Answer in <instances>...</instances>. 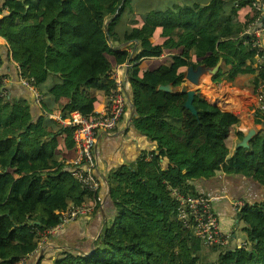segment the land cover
Segmentation results:
<instances>
[{
	"label": "trees",
	"instance_id": "1",
	"mask_svg": "<svg viewBox=\"0 0 264 264\" xmlns=\"http://www.w3.org/2000/svg\"><path fill=\"white\" fill-rule=\"evenodd\" d=\"M251 2L211 0L202 6L183 4L149 13L122 41L114 29L130 0L4 3L0 37L9 46L20 78L35 90L43 114L53 111L55 100L67 98L70 107L62 117L71 112L90 116L97 93L109 94L114 87L112 65L129 62L127 80L136 114L133 125L155 141L158 150L157 156H144L132 169L109 177L115 216L94 250L84 256L67 255L55 264H264V202L245 204L238 210V221L246 225V246L214 250L216 246H204L179 219L177 199V194L198 196L189 181L216 172L242 175L264 186V131L247 148H236L228 157L208 141L190 153L168 137L183 123L185 110L175 103L182 95L157 90L167 84L180 87L189 65L213 67L219 59L213 82L223 77L231 81L235 73H257L254 52L245 43L250 38H241L256 12L240 22L235 19L238 7L230 13L226 10L228 4L243 7ZM127 40H132L131 50L139 49V57L133 58L129 48L114 45ZM164 51L174 53L168 65L141 69L142 58L159 57ZM260 81L261 73H257L253 86ZM5 92L0 79V264H18L37 249L43 234L60 225L62 211L81 205L89 195L70 172L63 171V162L54 159L56 134L43 126L44 117L33 123L27 101ZM170 97L175 100L169 103ZM201 100L195 93V122L210 136V130L226 134L232 116L211 107L200 109ZM253 116L260 125L264 110L256 109ZM64 128L67 140L73 129ZM157 157H166L171 168L163 170Z\"/></svg>",
	"mask_w": 264,
	"mask_h": 264
},
{
	"label": "crops",
	"instance_id": "2",
	"mask_svg": "<svg viewBox=\"0 0 264 264\" xmlns=\"http://www.w3.org/2000/svg\"><path fill=\"white\" fill-rule=\"evenodd\" d=\"M6 1L0 0V18L6 15V8L3 7ZM210 1L147 0L150 6L145 8L140 6L139 0H130V6L115 26L114 31L117 37L120 38V41H122L127 39L133 31L145 22L149 13L173 10L175 7L182 6L183 4H198L202 6ZM252 2L250 5L243 7L237 6L236 3L233 5L228 4L226 10L230 13L232 7H235L234 9L238 7L239 10L236 12L235 19L243 22L246 15L252 17L256 12L252 6ZM131 44H133L132 40H127L122 45L114 42V45L121 49L129 48L128 50L131 51L134 58L138 53V49L131 50ZM261 45L264 53V34L261 36ZM0 48V79L3 88L10 98L27 101L30 106L33 123L38 122L44 117L43 126L51 128L52 132L56 134L57 143L54 149V159L63 162V171L65 173L70 172V164L76 157V151L72 135L66 140L67 132L64 128V123H67L74 113L71 112L68 116L62 117V113H67L69 110V100L67 98L55 100L52 106L53 111L49 114H43L41 106L37 102L38 98L35 90L27 86L25 81L20 78L19 67L12 58V53L9 50L7 42L1 37ZM172 55L174 53L164 51L159 57L142 58L140 63L141 69L143 71L155 70L160 66L168 65L172 61ZM185 70H183V73H185ZM257 73L245 75L235 73L231 81L223 77L219 82H213L211 80L213 75L211 74L201 77L200 82L202 83L199 88L195 89V93L198 92L202 98L198 107L206 110L207 107H211L221 112L229 113L232 117L226 134L220 133L218 130H210L212 132V136H210L204 131L195 122L194 116L183 108L186 96L179 93L180 87L174 88V93L169 95L179 94L182 96L176 100L174 97H170L169 103L175 100V103L179 106L181 105L185 111H182L183 123L181 127L171 130L168 135L169 139L187 147L190 153L208 141L211 146L214 145L215 148L219 147L225 150L228 157L236 150L237 144L244 137L250 135L249 142L253 138H256L260 131H264V128L259 129L258 125L255 124L253 116L254 111L259 109L257 91L252 84ZM127 74L128 68L125 67V64L121 66L112 65L110 79H114L113 77L116 76L123 82L126 108L115 130L106 134H98L96 137L95 177L100 186L99 196L103 200L102 205L88 215L80 216L43 234L42 238L38 241L37 249L18 264H55L67 255L84 256L90 254L94 250L97 239L113 222L115 216V207L110 196L109 177L124 168L132 169L137 161L144 156L150 159L152 154L158 155L155 141L139 133L133 125V118L136 117V114L131 103L132 90L127 80ZM184 83L187 82H185L183 77L182 84ZM204 87L206 90L211 88L212 91H215V105L204 97ZM108 104L109 94H105L104 91L100 90L97 93V102L94 105L93 113H104L107 110ZM218 136L220 137L219 141L217 139ZM157 159L163 170L171 168V164L166 157H157ZM189 183L199 195L203 194L210 199L211 209L217 219L219 230L222 234L229 235L227 245H217L214 250L218 249V247L229 250L246 246L248 237L245 229L246 225L237 219L238 210L241 205L238 207L235 203L254 205L264 202V186H260L254 180L242 175L226 174L224 172H216L211 177L194 179L189 181ZM87 202H89L88 196L85 197L84 203Z\"/></svg>",
	"mask_w": 264,
	"mask_h": 264
},
{
	"label": "built area",
	"instance_id": "3",
	"mask_svg": "<svg viewBox=\"0 0 264 264\" xmlns=\"http://www.w3.org/2000/svg\"><path fill=\"white\" fill-rule=\"evenodd\" d=\"M252 6L257 14L253 22L241 34V38H250V42L245 41V43H249L254 52V65L258 73H261V81L256 87V91L258 108L264 110V53L261 45V36L264 34V0H253ZM129 66V63H125L126 68ZM113 78L111 80L114 87L109 92V104L104 113L81 116L77 112H73L74 114L71 115L67 123H64L65 127L73 129L72 139L76 151V157L70 164V173L80 187L88 192L91 204L90 202L82 203L62 211L60 225L92 213L103 203L99 196L100 186L95 177L96 137L98 134H106L115 130L126 108L123 82L116 76ZM177 199L179 219L192 229L194 235L201 240L204 246L227 245L229 235L222 234L219 230L209 198L203 194L185 198L177 194ZM235 204L238 207L242 206L240 203Z\"/></svg>",
	"mask_w": 264,
	"mask_h": 264
},
{
	"label": "water",
	"instance_id": "4",
	"mask_svg": "<svg viewBox=\"0 0 264 264\" xmlns=\"http://www.w3.org/2000/svg\"><path fill=\"white\" fill-rule=\"evenodd\" d=\"M106 31V29H105ZM136 45L138 44L137 41H135ZM221 65V59L217 62V64L213 68H207L206 65H198L194 67L193 65H189L184 73V80L187 83H184L180 86L179 93L184 94L186 96V99L183 103V108L190 112L191 115L194 117H197V110L193 106L194 96H195V88L200 84V79L203 75L211 74L215 75L217 71L219 70ZM158 91H162L167 94L174 93V87L172 84L167 85H160L157 87ZM259 129L264 128V121L258 125ZM250 140V135L244 137L241 142L237 144V148H247L248 142Z\"/></svg>",
	"mask_w": 264,
	"mask_h": 264
},
{
	"label": "rangeland",
	"instance_id": "5",
	"mask_svg": "<svg viewBox=\"0 0 264 264\" xmlns=\"http://www.w3.org/2000/svg\"><path fill=\"white\" fill-rule=\"evenodd\" d=\"M139 3H140V6L141 7H147V6H150L149 4H148V2H147V0H139ZM158 40V39H157ZM156 41V40H155ZM138 51H139V49H138ZM140 56V54L139 53H137V55H136V57H139ZM208 75H210L209 73H208ZM205 76V75H204ZM201 81V80H200ZM202 82H200V84H201ZM200 84L198 85V86H196V87H194L195 89L196 88H199L200 87ZM179 88V87H178ZM203 95H204V97L207 99V100H209V101H211V102H213V104L215 105V101H214V97H215V91L213 90L212 91V89L210 88V89H208V90H206L205 89V87L203 88ZM89 202H90V204H91V200H89ZM215 248V247H214Z\"/></svg>",
	"mask_w": 264,
	"mask_h": 264
}]
</instances>
